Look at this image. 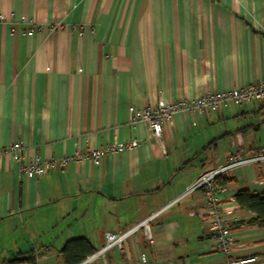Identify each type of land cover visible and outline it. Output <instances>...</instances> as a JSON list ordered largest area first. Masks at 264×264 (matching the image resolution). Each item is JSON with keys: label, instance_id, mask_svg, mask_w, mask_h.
<instances>
[{"label": "crops", "instance_id": "crops-1", "mask_svg": "<svg viewBox=\"0 0 264 264\" xmlns=\"http://www.w3.org/2000/svg\"><path fill=\"white\" fill-rule=\"evenodd\" d=\"M262 81L264 0H0V147L21 142L30 162L140 143L36 179L1 157L0 264H65L64 247L78 239L96 254L106 233L158 212L152 240L140 229L90 264H223L203 192H187L230 155L264 148V103L178 114L160 140L129 109ZM226 177L233 255L264 264V229L235 201L239 190H264V162Z\"/></svg>", "mask_w": 264, "mask_h": 264}, {"label": "built area", "instance_id": "built-area-1", "mask_svg": "<svg viewBox=\"0 0 264 264\" xmlns=\"http://www.w3.org/2000/svg\"><path fill=\"white\" fill-rule=\"evenodd\" d=\"M32 34V31H30L29 35L31 36ZM249 103H264V81L229 91L208 92L196 100L182 99L174 103L161 102L155 108L147 107L140 110L130 108V121L132 124L144 122L149 127L151 137L160 140L165 125L170 123L178 114L185 113L189 115L208 116L217 114L230 105L240 106ZM139 145L140 143L137 140L111 143L98 149L77 151L75 154L60 160L41 161L39 158H35L30 162H26L23 144L21 142H15L10 146L0 147V158L10 156L19 164L20 171L23 175L29 179H36L52 170L64 168L71 161L81 162L91 160L94 163H98L106 156L117 155L132 150ZM263 162L264 148L252 152L234 153L228 157L227 162L223 166L203 173L187 192L188 194L197 190L203 192L206 215L213 229L210 243L215 252L225 258L223 264H253L257 259H238L234 257L233 252L237 245V239L232 234L233 221L224 209L225 201H234V199L227 187L217 184V179L242 166ZM159 213L151 215L145 222L128 231L122 233H106L103 247L96 254L87 257L80 264H90L97 257L113 249L123 250L124 242L140 229H144L146 237L152 240L148 224ZM142 262L147 263L145 255H142Z\"/></svg>", "mask_w": 264, "mask_h": 264}, {"label": "trees", "instance_id": "trees-1", "mask_svg": "<svg viewBox=\"0 0 264 264\" xmlns=\"http://www.w3.org/2000/svg\"><path fill=\"white\" fill-rule=\"evenodd\" d=\"M217 184L226 187L230 184H235V180L224 175L217 179ZM235 201L240 210L252 214L248 221L249 225L264 229V190L261 192H253L248 189L239 190L235 195ZM95 252V249L85 239L68 242L62 251L65 264H80ZM10 263L34 264L35 257L30 256L25 260H12Z\"/></svg>", "mask_w": 264, "mask_h": 264}]
</instances>
